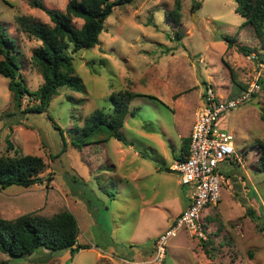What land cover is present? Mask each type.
<instances>
[{
	"label": "rangeland",
	"instance_id": "374dc122",
	"mask_svg": "<svg viewBox=\"0 0 264 264\" xmlns=\"http://www.w3.org/2000/svg\"><path fill=\"white\" fill-rule=\"evenodd\" d=\"M41 1L64 10L68 0ZM174 2L132 0L115 6L98 43L74 54L84 91L60 88L44 113L22 112L32 104L27 97L18 110L9 80L0 75V156L16 149L19 155H39L46 164L42 183L0 187V217L67 210L77 220V242L89 246L72 257L69 249L38 248L16 258L0 252V264H158L149 262L153 241L179 216L186 190L177 173L165 168L189 137L206 87L225 103L258 78L263 80L258 91L214 123L233 135L240 162L219 165L225 181L219 201L202 210L205 237L178 229L161 264H264V171L257 148L264 141V34L258 37L235 12V0H180V25L166 17ZM20 15L51 22L30 0H0V26L15 39L19 72L34 91L42 83L31 60L39 41L22 30ZM227 38H234L232 46ZM239 46L252 48L256 59ZM121 90L138 93L119 128L123 141L110 137L74 146L71 126L109 108L110 95Z\"/></svg>",
	"mask_w": 264,
	"mask_h": 264
},
{
	"label": "trees",
	"instance_id": "16d2710c",
	"mask_svg": "<svg viewBox=\"0 0 264 264\" xmlns=\"http://www.w3.org/2000/svg\"><path fill=\"white\" fill-rule=\"evenodd\" d=\"M132 0H68L64 10L47 8L41 0H30V5L43 10L51 24L30 20L20 15L17 22L29 36L36 38L39 44L31 53L32 63L38 68L42 83L31 91L20 74V50L15 39L0 26V75L7 78L8 89L13 94L16 107L20 110L23 98L31 99L32 104H25L22 112L44 113L50 101L58 94L60 88L84 91L82 79L75 74L74 54L83 49H90L98 43L104 20L112 13L115 6ZM235 12L245 18L258 37H263L264 0H235ZM181 2L175 0L173 9L166 12L168 20L180 25ZM81 21L77 26L76 21ZM175 38H180L177 33ZM232 46L234 38H227ZM238 50L245 56L256 59L254 51L248 46H239ZM261 62L264 60L261 59ZM231 76L232 72H231ZM258 84L263 80L258 78ZM128 90H121L110 95L112 105L107 109H96L83 119L82 124L72 125L68 130L72 135V144L81 147L90 142H98L114 137L123 141L119 128L130 113L129 104L137 96ZM264 118V114H262ZM105 135V136H103ZM101 136H103L101 138ZM189 138H186L180 154L181 158L188 150ZM12 149V145L8 144ZM259 167L264 171V141H259ZM43 158L35 154H17L0 156V187L12 185L30 187L42 183L40 174L45 168ZM165 170L169 171L168 167ZM252 217L254 212L250 211ZM78 225L75 216L62 210L51 216L24 214L14 219L0 217V252L16 258L33 253L38 248L52 251H70L71 257L88 245L77 242ZM204 245V244H202ZM208 252V250H205Z\"/></svg>",
	"mask_w": 264,
	"mask_h": 264
},
{
	"label": "built area",
	"instance_id": "2783aa9c",
	"mask_svg": "<svg viewBox=\"0 0 264 264\" xmlns=\"http://www.w3.org/2000/svg\"><path fill=\"white\" fill-rule=\"evenodd\" d=\"M258 89L259 84L254 81L241 94L222 103L217 101L213 89L206 87L203 105L194 114L187 153L169 166L170 170L177 173L179 184L186 188V204L177 219L153 241L154 253L149 262L161 264L165 260L167 241L180 228L201 238L205 237L202 210L219 201L220 184L225 181L219 172V165L224 162H240L234 148L233 135L216 129L214 123L221 113L236 108ZM125 263L140 264L129 261Z\"/></svg>",
	"mask_w": 264,
	"mask_h": 264
},
{
	"label": "crops",
	"instance_id": "0c3cea01",
	"mask_svg": "<svg viewBox=\"0 0 264 264\" xmlns=\"http://www.w3.org/2000/svg\"><path fill=\"white\" fill-rule=\"evenodd\" d=\"M188 138H189V137H188ZM178 183H179V180H178ZM185 204H186V199H185V201H184V203H183V207H182V209H180V211H179L178 213H180V212L184 209Z\"/></svg>",
	"mask_w": 264,
	"mask_h": 264
}]
</instances>
